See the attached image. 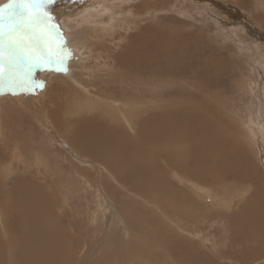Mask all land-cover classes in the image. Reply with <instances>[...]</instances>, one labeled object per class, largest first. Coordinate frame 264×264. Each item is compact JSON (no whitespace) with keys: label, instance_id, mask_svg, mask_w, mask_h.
<instances>
[{"label":"bare ground","instance_id":"6f19581e","mask_svg":"<svg viewBox=\"0 0 264 264\" xmlns=\"http://www.w3.org/2000/svg\"><path fill=\"white\" fill-rule=\"evenodd\" d=\"M108 1L111 0H64L63 4L55 8V1L53 0V2L45 3L44 7L38 9L39 12L45 13L46 17L51 18V24L55 25L54 28L47 29L48 36L46 37L51 45V51L54 54L53 59H58L62 55L57 47L62 42H66L65 46L70 50L71 56L66 60L63 71L54 70L60 67L59 63L52 65L53 70H48L47 65L43 67L36 66L32 69V75L39 73L43 78L44 88L40 98L30 96L29 98L27 97L28 99H19L18 96L21 95V86L24 87V85L16 86L14 88L15 94H13V90H8L7 86H4L3 91L0 92V160L6 159V161L10 160L8 162H12V160L20 161L26 159L28 166L33 162L42 164L43 159L41 160V158L42 155H45L43 154L45 152L41 151V147L48 146V148L54 150L53 152L55 153L51 152L49 154L58 156L60 153L58 154L57 150L60 148V145L65 143L70 147V143L73 142L79 150L77 151L78 153H84L96 158L94 163L98 159L102 161L101 164H107V168H105L107 176H112L117 171L113 163H123L130 166V168L136 172L142 173L145 171V165L148 164V159L144 155L146 143H150L151 140L154 139V145L165 144L166 136L163 133L171 128L173 130V137L168 139L167 142L172 145V149L158 152L157 179V186L162 190L171 187L172 181H179L180 183L179 186L172 187L173 192L178 198L177 203L171 204L172 207L169 208L165 205L158 207V209H172L173 221L178 222V225H176L177 223L172 221V226H168L169 223H164V229L166 231L160 230V236L165 235L167 237V242L163 241L162 244H159V247H162L164 251L173 253L172 258L174 260L168 259V262L181 264L180 261H182L184 257H188L189 259L187 260H189L191 264H196V259L199 261L203 259L204 256L210 255L207 247L210 245L214 247L215 242L218 245L221 244L226 247L225 244L228 242L226 241L224 231L225 229L231 228L233 230L232 235L242 238L245 247H250L253 250H249L248 255L245 257H242L240 251L229 250L228 253L222 255L224 256L225 262L228 257L230 260L238 257V261L242 262V264H264V187L257 184L256 177L258 176L253 177L257 174L253 173L255 170L258 171V164L264 161V158H262L264 157V140L262 139V132L264 131L263 108L262 110H258L256 115H253V117H255V124L253 123L254 128L251 129V131L254 132V137L251 136L252 139L249 138V136L245 138V134H247V132L250 133V127L243 126L239 118H235L237 119L235 121L231 118L237 115L241 118L248 119L250 115L239 105H237L235 109L227 108V101L230 100L232 94L230 95L228 92H226V94L224 91L225 89H219L216 86L212 87L208 84L202 85L190 77H186L185 75L181 76L179 74L176 80L178 86H185H182V88L177 87V89H183V91L177 90L175 91L177 92V96H172L174 97L172 106L177 109V113L180 114V116H185V118L187 116H191L192 118L194 114L199 112L198 104H202L206 105L207 108L213 112L214 116L215 114H220L219 117H224L220 118L222 119L221 121H225L215 126L211 118H204L201 115L195 120L193 118L194 122H192V120L191 122L189 121V126L188 124H186L187 126L184 124L183 126H174L172 122L169 121V115L163 116L159 111V108H161V112L163 111V107H160V105L166 103L164 97L160 96L157 90L156 82H160L161 80H153L152 85L148 86L145 82V78L149 72L146 71L145 68L134 66V64L139 61L138 53L146 43L144 37L149 27L145 25L146 22H144L140 28L138 24L132 26L131 23L138 21V16L146 11H148V15L154 11L160 13V11L163 10V2L161 0H113V4L108 3L104 5V11L109 7L108 9H113V13L115 14L125 12L124 15H122V17L124 16L123 21L119 18L121 16L115 15L120 19L118 24L120 23L123 27V30L120 31L115 26L117 22L114 25V22L111 21L110 18L107 17L106 20H104V18H101L97 14V12L103 8L100 6ZM218 1L220 0H217V2ZM225 2L227 1L225 0ZM234 2L233 4H238V2ZM170 3L172 2H169V4ZM252 4L258 6L263 4L264 6V0H254ZM122 5L123 7L120 8ZM165 9L168 8L165 7ZM260 12L263 11L260 10ZM260 12H258V15ZM260 16H264V13H261ZM157 18L152 20L158 23L159 20ZM252 19L254 20V18ZM261 19L260 21L263 22L262 27L264 28V18ZM181 22L182 21H179V23ZM3 24L5 28H7L9 25L8 18L3 20ZM144 25L145 29H143L138 41L135 32ZM177 25L178 23H176V26ZM251 25L248 24V30ZM251 27L253 31L260 30L257 27ZM32 31V29L23 31L21 39L25 41L30 39ZM35 31L39 33L43 31V29H36ZM193 31L195 32V30ZM261 31H263V29H261ZM121 36L124 37L125 40L123 42L124 47H129L128 44L138 43V50H136L135 56L125 54L121 57V62L124 64V72L116 79L118 74H116V69L114 68V59H112L110 55L111 50L109 51L108 47L101 42L108 43L111 47L114 46L116 42H119ZM196 36L198 35L196 34ZM130 38H132V42ZM99 39L101 42H99ZM3 43L5 47H7V38L4 39ZM154 44L161 47L158 43ZM162 45L164 46L163 43ZM106 52L108 54H106ZM162 59L163 58H160L159 61H162ZM260 62L262 61L260 60ZM209 68L210 67H208V69ZM214 69L217 70L219 74L221 72L223 76L226 75L225 73H230L232 77L231 80L235 81L229 83L239 85H231V93L233 94H238L242 91L248 93L250 89L253 90L255 86H258L257 79H255L253 75L251 79V75L245 76L242 74L241 67H229L231 72H226L221 66L219 68L215 66ZM158 70L164 69L163 67H159ZM158 70L157 72H151V77H157L159 73ZM207 78L208 80L214 78V85L221 84V86H227V83H221V79L214 75L207 74ZM174 79L175 76H173L172 80ZM143 83L145 84L144 86ZM203 86H205V88ZM115 87L121 90H117ZM185 90H188L187 94ZM222 90L225 95H218L217 92H221ZM116 91L119 92L121 97H116ZM190 92L199 93V96L197 95L193 98ZM153 93L157 94L154 96ZM181 96H183L184 99L179 100L177 97ZM197 98L203 99V102L198 103L199 101H196L198 103L197 106L192 107L191 102ZM248 99L250 100L251 97H248ZM170 100H172V98H170ZM27 102H29V104ZM35 102L39 105V109L37 108L38 110L35 108ZM248 104L251 105L250 102H248ZM165 108L167 111L170 110V107L165 106ZM152 110L159 111L153 114L158 115V117L151 116V120L146 121V117L149 114L148 111ZM24 112L30 114L29 117L28 115L26 116L28 119L31 120L35 117L37 121L44 124L43 126L46 127L47 124L51 126V134L49 135L46 131H43L39 139L34 142L36 138L34 137V131L31 127L33 123L30 125L29 122L27 126L22 127L20 126V121L15 122ZM240 114L243 116H240ZM142 118L144 119L139 121ZM133 130L136 131L135 133L138 135L137 138L132 136ZM243 130H245V133ZM251 140L257 144L256 149H259L260 153L263 155L262 157H257L249 149V141ZM226 147L232 149L231 157L226 156L227 154L224 150ZM141 156H143V161H140ZM61 158L62 161L65 159L66 161L69 160L67 157ZM255 158L261 161L257 163ZM1 162L4 161H0V238L5 239V241L0 242V244H9L13 241L11 244L17 245L18 252L21 253V257H15L16 259L18 258V261H13L14 257L11 258L12 251L9 252L7 257L9 258L8 263H6L50 264V256L53 250L51 245H56L50 242L52 241L50 237L58 241L63 239L62 234H56L59 230H62L61 225L55 222L52 215L46 213L47 205L44 209H41L38 207L39 205L37 206L34 203V205L31 206V210L29 208L30 205H28L29 210L25 211L26 208L20 209L22 214H18L19 218L17 217L20 222V230L11 233V228L8 226L9 223L4 221V216L6 215L1 211L5 209L4 204L7 203V200H10V195L5 193L4 190H11V188H14L15 191L18 190L21 192V188L26 187V184L21 183L22 181L18 179L17 181L16 178L8 177L11 174L13 176V172L16 169L12 167L6 169L9 163L5 165L4 163L1 164ZM161 162H163L162 174L160 173ZM224 166L228 167L225 168ZM74 168L79 170L77 166H74ZM165 169H167L168 175L171 173V179L166 178L167 174H163ZM41 172L42 171H40V173ZM228 172L232 173L229 177H227ZM21 173L23 172L21 171ZM93 174L95 175V173ZM258 175L263 177L262 181H264V173L261 169ZM96 176V180L89 181V179L80 175V180H77L76 185L78 186L81 184V188L83 187L92 192V199L88 204H92L94 207L92 209L95 211L91 216V220L96 218L95 215H101L104 211L108 212L110 221L107 227H104V231L106 234H109L111 233L110 225L112 222H116L117 227H119V217L114 210H111L113 209L112 204L106 201L107 197L110 195L109 188L111 191L114 190L107 184L106 175L102 170H97ZM246 177L253 180L251 187L243 180ZM53 178L55 177L53 176ZM116 178L117 177H112V180L117 182ZM236 180H238V182H236ZM243 181L245 183H243ZM258 181L261 180L258 178ZM61 186L58 188L59 195L57 194V196H62L61 198L63 200L65 196L63 192L66 191V187ZM27 192L28 191H26V193ZM56 193L57 192H55V194ZM124 198L123 196L119 199L122 202H126L127 200ZM3 200H5L4 204H2ZM23 201L24 200L21 202L23 203ZM35 201L39 200L35 199ZM64 201L65 200H63V204ZM43 202L44 201L40 200L41 205H45ZM101 209H103V211H101ZM117 209L120 208L117 207ZM131 209L133 208L131 207ZM210 213L211 215H208ZM211 217L212 219H210ZM55 218L57 219V217ZM206 220H212L216 222L214 223L215 225L220 224V227L224 228L220 230V235L217 233L215 237L214 235L210 236L209 231L200 234L197 225L200 224L199 221L202 223ZM228 220H231V223H228ZM224 224L225 226L222 227ZM55 225L56 227H54ZM203 226L205 225L203 224ZM121 228L123 231L121 232L124 237L123 240L127 243L128 248L126 254H141V252H146L149 250L148 248H151L150 244L143 243L147 234L144 235L145 233L140 234L135 231H133V233L124 232L126 229L123 227ZM12 236H14V239L10 240ZM239 238L238 241H236V238L230 239L235 241V245H240ZM151 243L153 246L154 242L151 241ZM13 245L12 247H14ZM229 245L232 246L233 244ZM234 249L238 248L235 247ZM197 253H199L198 257L196 255ZM0 257V264H2V251L0 252ZM10 258L12 260H10ZM229 261H227V263ZM210 262L212 261H209V263ZM239 262L235 263L241 264ZM78 264L86 263L84 260H81Z\"/></svg>","mask_w":264,"mask_h":264},{"label":"rangeland","instance_id":"374dc122","mask_svg":"<svg viewBox=\"0 0 264 264\" xmlns=\"http://www.w3.org/2000/svg\"><path fill=\"white\" fill-rule=\"evenodd\" d=\"M54 1H55L54 2L55 8H58V6H60L64 2V0H54ZM161 1L163 2V10H164V11L162 10L163 12L160 11V13H158L157 11H154L153 13L148 15V11H146L145 12L146 14L143 13L142 15L138 16L139 18L138 21L131 23L132 26L138 24L140 28L143 25V23L146 22L145 25H148L149 27V30L146 32V36L144 37L146 43L138 53L139 61L135 63L134 66L139 68H145L146 71L149 72L147 73V77L145 78V82L148 84V86L152 85L153 80L156 79L161 80L160 82H156L157 90H158V94L164 97L166 103L160 105V107L161 106L163 107L162 112H161V108H159L160 114H163V116L168 114L169 121H171L174 126L176 125L183 126V124L185 126H187L186 124H188L189 126L191 120L192 122H194V120L201 115L204 118H211L212 123L215 126L225 121V120L221 121L222 119L220 118H224V117L222 116L219 117L220 114L218 115L215 114L214 116L213 112L210 109H208L206 105L198 104L203 102V99L201 98L194 99L191 102L192 107H196L198 104V110H199V112H197L198 115L194 114V117L192 118L191 116H187L186 118L188 119H186L185 116H180V114L177 113V109L173 108L172 106L173 105L172 102H174V97L172 96H177V92L175 91L179 90L177 89V87L179 86L176 81L178 75L179 74L181 76L185 75L186 77H190L191 79L196 80V82L202 85L208 84L209 86L212 87L216 86L219 89H225L224 90L225 93L228 92V94L230 95L232 94V97L229 96L230 100L227 101L228 103L227 108L235 109L236 106L239 105L243 107L246 112L249 113L250 117H248V119H244L237 115H234L235 117L231 119L235 121L237 120L235 118H239L242 121L243 126L250 127L249 128L250 133L247 132V134H245V138H247V136L251 138V136H253L254 134V132H252L251 129L254 128L253 123L255 124V117H253V115L254 114L256 115L258 113V110H262V108L264 110V54H263L264 28L262 27L263 22L260 21L262 20L261 18H264V16L262 17L260 16L261 13H264L263 4H261L260 6L252 4L254 0H238V1L226 0L227 2H225V0L224 1L220 0L218 2L217 0H192V1L191 0H178V1L161 0ZM9 2L10 0H0V7L8 4ZM169 2L172 3L169 4ZM233 2L234 3L238 2V4H233ZM108 3L113 4V0L108 1L105 4H102L100 7L103 8H101L97 12V14L101 18H104V20H106L107 17L110 18V20L114 22V25L117 22L115 26L120 31H122L123 27L120 23L118 24V22H120V19L123 21L124 16L122 17V15H124L125 12L121 14L117 13L118 14L117 15L113 13L114 11L113 9H108L109 7L107 8L108 11L107 10L104 11L105 9L104 5ZM122 7L123 5L120 6V8ZM165 7L168 9H165ZM260 10L263 12H260ZM258 12H260L259 15ZM115 15L121 16L119 17L120 19L117 18ZM5 18H7V16H5ZM154 18H157L159 22L156 23L155 20H152ZM252 18H254V20ZM179 21L182 22L179 23ZM176 23H178L177 26ZM248 24H250L253 27H257L260 30L253 31L251 26L249 27L248 30ZM145 25L141 29L135 32L138 41L141 37L143 29H145ZM191 27H193L194 29ZM261 29H263V31H261ZM193 30H195V32ZM196 34L198 36H196ZM124 41H125L124 37L121 36L119 42H116L114 46L110 47L108 43H103L99 39V42H101L106 47H108L109 51L111 50L110 55L111 58L114 59L113 62L114 68L116 69V74H118L116 79L119 78V76H121L122 73L124 72V68H123L124 64L121 62V57L125 54H131L135 56V52L136 50H138L137 47L138 43L128 44L129 47H124L123 44ZM130 41L132 42V38H130ZM154 43H158L161 47L156 46ZM162 43L164 44V46L162 45ZM247 52L249 55L247 54ZM106 54L108 53L106 52ZM160 58H163L162 61H159ZM260 60L262 62H260ZM215 66L217 68H219L220 66L223 67V69L226 72H231L229 67H235V68L241 67L242 74H244L245 76L251 75V79L253 75L255 79H257L258 86L257 87L255 86L253 90L250 89L248 93L242 91L238 94L237 93L233 94L231 93V89H232L230 88L231 85L234 86H239V85L235 83H229L231 81H235V80H231L232 77L230 73L228 74L225 73L226 75L223 76L221 75V72L219 74L218 71L214 69ZM159 67L160 68L163 67L164 70L159 71L158 70ZM208 67L210 68L208 69ZM157 70L159 71L157 77H151L150 73L153 71L157 72ZM207 74L214 75L215 77L220 78L222 81L221 83H227V86L224 85L221 86V84L214 85L213 83H215V79L211 78L208 80ZM173 76H175L174 80H172ZM144 85L145 84L143 83V86ZM182 86H180L179 88H182ZM203 87L205 88V86ZM43 88H44V84H43L42 76L39 73L34 74L32 75V82H29V84L24 87L21 86L20 89L21 95H19L18 97L19 99H23L27 97L29 98L30 96L35 98H40L43 92ZM115 88L117 90H121L118 87ZM179 91H183V89H180ZM185 91L187 94L188 90ZM224 91L222 90L221 92L219 91L217 93L218 95L219 94L225 95V93L223 94ZM156 94L157 93H153L154 96ZM190 94L193 95L192 96L193 98H195L197 95L199 96V93L196 92H190ZM116 97H121V95L117 91H116ZM248 97H251V99L249 100ZM170 98H172V100H170ZM177 98L179 100L184 99L183 96ZM196 101L199 102L197 103ZM247 101L250 102L251 105H249ZM27 103L29 104V102ZM165 106L170 107L169 108L170 110L167 111ZM35 108L39 109V105H37V103L35 104ZM159 111L158 110L148 111L149 114L147 112L148 116L146 117V121H150L151 116L158 117V115H153V114H156ZM27 115L28 117L30 116L29 113L24 112L23 115L21 116L22 118L21 117L19 119L17 118L15 122L20 121V126L22 127L27 126L29 122L30 125L33 123L34 126L31 125V127L32 130L34 131V137L36 138L34 142H36V140L39 139L43 131L44 132L46 131L49 135L51 134L52 132L51 126L47 124L45 127L43 126L44 124L37 121L35 117L30 120L28 119V117H26ZM241 115L242 114H240V116ZM143 119L144 118L140 119L139 121H142ZM173 121H175L176 123ZM132 132H133L132 136L134 138H137L138 135L135 133L136 131L133 130ZM243 132L245 133V130H243ZM172 133L173 130L171 128L167 129L166 132L163 133L166 136L165 144L163 143L161 145L159 144L154 145L153 144L154 139H152L150 143L149 142L146 143L144 148V155L148 159V164L145 165L146 166L145 171L142 173L136 172L135 170L131 169L130 166H127L123 163H113V166L117 171L112 176H107L105 172V168H107V164H101L102 161L98 159L94 163V160L96 158L91 157L84 153L83 154L78 153L77 151L79 150L73 142L70 143V147L65 143L60 145V148L57 150L58 154L60 153L58 155L59 157L57 155L55 156L54 155L55 153L53 152L54 150L49 149L48 146L41 147V151L45 152L43 153L45 155H42L41 158V160L43 159L44 161L42 160V164L38 162L37 163L33 162L32 164H29L30 167L28 166L26 159L20 161L12 160V162H8L10 160L6 161V159L0 160V161H4L1 162V164L4 163L6 165L7 163H9L6 166L7 167L6 169L10 167L16 169L15 170L16 172L15 171L13 172L14 173L13 176L11 174L8 177L16 178V180L18 179L19 181H22L21 183H25L27 187V188L26 187L21 188L20 190L21 192H19L18 190L15 191L14 188H11V190L9 189L4 190L5 193L10 195V200L8 199L6 204H4L5 200L2 201V204H4L5 206V209L1 211L4 213V215H6L4 216L5 218L4 221L9 223L8 226L11 228L10 229L11 233L17 232L18 230H20L19 229L20 222L19 219H17V217L19 218L18 214H22L20 209L26 208L25 211L29 210L28 205H30L29 208L31 210V206H33L34 203L37 206L39 205L38 207L41 209H44V207L47 205L46 213L52 215L55 219V222L60 223L62 228V230H59L58 233H56L55 230V233L62 234L63 236V239L61 241L55 240L54 238L52 239V237H50V240H52L50 242H52V244H56L54 246L51 245L53 250L51 253L52 255L50 254L52 258L49 255L51 259L50 264H64V263L78 264V262L81 260H84L86 264H142V263L175 264L168 262V259L174 260L172 258L173 253L162 250V247H159V244H162L163 241L167 242L166 240L167 237L165 235L160 236V230L166 231L164 229V223H169L168 226H172L173 222L177 223L176 225H178V222L173 221L172 209H163V208L158 209V207L165 205L169 208L172 207L171 204L177 203L178 198L173 192L172 187L177 185L179 186L180 183L179 181H172L171 187L167 189L165 188L164 190L158 188L157 186L158 152L172 149V145L167 142L168 139H171V137H173ZM262 133H263L262 139L264 140V131ZM249 144H250L249 149L254 153V155H256L257 157L263 156L260 153L259 149H256L257 144L254 143L253 140L249 141ZM224 150L227 154L226 155L227 157L232 156L231 148L226 147L224 148ZM51 152L54 154H49ZM61 157H67L69 160L67 159L68 161H66L65 159L62 161ZM255 160L257 161V163L261 161L258 160V158L257 159L255 158ZM140 161H143V156L140 157ZM263 162L264 161H262L261 164L260 163L258 164L259 165L258 171L255 170L253 173V174L257 173L253 177L258 176L256 177L257 184L262 187H264V181H262L263 177L259 176L258 172L261 169V171L264 173ZM162 163L163 162H161V170H160L161 174H162ZM74 166H77L79 170L75 169ZM224 167L227 168L228 166H224ZM99 169L102 170L103 173L106 175L107 184L109 185V187H111L114 190L111 191L109 188L110 195L107 197L106 201L112 204L113 209L111 210H114L117 216L119 217V221H118L119 227H117L116 222H112V224L110 225L111 233L109 234H106V232L104 231V227H107V224L110 221L108 212L104 211L101 213V215L100 214L95 215L96 218H94V220H91V216L95 211L92 209L94 208L92 204L91 205L88 204V202L91 201L92 199L91 198L92 192H90V190L85 189L83 187L81 188V184H79L78 186L76 185L77 180H80V175L86 179H89V181L96 180L97 177L96 172ZM21 171L23 173H21ZM40 171L42 172L40 173ZM93 173H95V175ZM229 173L230 172H228L227 177H229V175L232 174ZM163 174L164 175L167 174L166 178L171 179V173L170 175H168L167 169L163 171ZM53 176L55 178H53ZM112 177H117L116 178L117 182L112 180ZM258 178L261 181H258ZM243 180L246 181L250 187L252 186L253 180L251 178L246 177ZM244 181L243 183H245ZM236 182H238V180H236ZM59 186L66 187L65 192H63L62 190V192L65 193V196L63 197V200H65L64 204L61 198L62 196H57V194L59 195L58 192ZM26 191L28 192L26 193ZM55 192L57 193L55 194ZM123 196L125 197L124 199L127 200L126 202L125 201L122 202L119 199L120 197ZM35 199H38L39 201H35ZM60 199L62 200V202ZM22 200H24L23 203L21 202ZM40 200L44 201L43 203L45 205H41ZM117 207H119L120 209H117ZM131 207L133 209H131ZM101 211H103V209H101ZM208 215H211V213ZM55 217H57V219ZM210 219H212V217ZM206 221L202 222L205 226H203V224L200 221H199L200 224L197 225L200 234L209 231L210 236L214 235L215 237L217 233L220 235L221 233L220 230L224 228H221L220 224L215 225L214 223L216 222H213L212 220H206ZM228 223H231V220H228ZM56 225L54 227H56ZM224 226L225 224L222 227ZM121 227L126 229V231L124 232L133 233V231H135L140 234H144V233H145L144 235L147 234L146 235L147 237H145L144 239L145 242L143 241V243L150 244L151 248H148L149 250H147L146 252H141V254H132V255L131 253L126 254L128 248H127V243L123 240L124 237L123 234L121 233L123 232ZM224 234L226 241L229 244H233V245L230 246L227 243L228 245L225 244L226 245L225 247L221 244H220L221 246L216 244V242L214 244V247L208 245L209 247L207 248L210 252V255L204 256L203 259H200L199 261L196 259V264H204V263L207 264V261L208 264L210 263L231 264V263L239 262L238 257L232 260H230V258L228 257V259L225 262L224 256L222 255L228 253L229 250L240 251L242 257L248 255L249 250H251L252 248L250 247L246 248L242 238L232 235L233 230L231 228L225 229ZM12 237L10 240L14 239V236ZM230 238L231 239L236 238V241H238L239 238L240 245L238 244L235 245V241L231 240ZM2 241H5V239L0 238V242ZM151 241L154 242L153 246L151 245L152 244ZM11 242L9 244H2V245L0 244V252L2 251V257H3L2 264H5L6 262L8 263L9 258L7 257L9 255V252L11 251H12L11 252L12 254L10 253L12 255L11 258L14 257L13 261H18V258L21 257L20 255L21 253L18 252L19 250L17 248V245L15 246L11 244ZM12 245L15 248L12 247ZM235 247H237L238 249H234ZM12 248L15 250V252ZM198 254L199 253L196 254L197 257ZM15 257L18 258L16 259ZM11 258L10 260H12ZM183 259L182 261H180L181 264H191L190 261L187 260L189 259L188 257L186 258L184 257ZM209 261L212 262L209 263ZM227 261L229 262L227 263ZM239 263L242 264V262Z\"/></svg>","mask_w":264,"mask_h":264},{"label":"snow or ice","instance_id":"6c2138e0","mask_svg":"<svg viewBox=\"0 0 264 264\" xmlns=\"http://www.w3.org/2000/svg\"><path fill=\"white\" fill-rule=\"evenodd\" d=\"M53 0H10L0 7V92L6 85L8 90H13L20 85H28L32 82V69L36 66H48L59 63L60 67L54 70L63 71L64 64L70 58L71 53L65 46L66 42L60 43L58 51L62 55L53 59L51 45L46 37L47 29L54 28L51 18L46 17L38 9L51 3ZM7 16L9 25L5 28L3 20ZM32 29L31 38L27 41L21 39L23 31ZM36 29H43L37 33ZM7 38L5 47L3 41ZM35 41V42H34Z\"/></svg>","mask_w":264,"mask_h":264}]
</instances>
